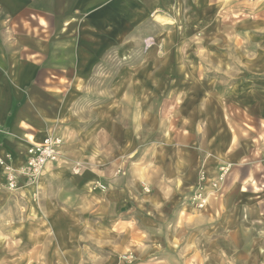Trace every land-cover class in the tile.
<instances>
[{
	"label": "rangeland",
	"instance_id": "1",
	"mask_svg": "<svg viewBox=\"0 0 264 264\" xmlns=\"http://www.w3.org/2000/svg\"><path fill=\"white\" fill-rule=\"evenodd\" d=\"M177 3L163 1L167 12L176 7L172 12L178 14L173 18L159 16L156 24L149 18L126 44L112 35L102 36L104 47L111 49L103 54L82 92L72 103L61 98V104L55 100V106L50 105L57 107L54 114L60 115L43 127L46 132H57L63 143L66 141L65 164L45 170L39 180L23 183L17 191L0 190V264H223L220 259L228 257L227 253L206 251L222 241L226 248L231 245L233 235L228 237L225 229L245 232L248 228L254 239L264 241V121L234 102V96L239 95L237 82L242 77L238 72L254 71V61L237 59L232 38H228V50H224L230 59L223 61L219 49L215 52L220 47L202 44L208 37L214 38L213 31H205L198 16L182 14V6ZM153 5L151 0L130 2L131 25L141 22L144 13L141 18L137 16L140 6L147 10ZM198 21L202 24L197 25ZM230 86L231 101L226 99L229 93L224 92ZM160 88L168 91L162 105L168 109L171 125L182 113L176 105L183 98L185 115L192 112L193 105L202 115L214 110V105L219 106L217 112L226 117L233 138L231 157L236 162L232 167L225 165L219 173L202 164L194 189L184 195L185 208L180 209V203L161 213L151 210L148 204L154 178L149 171L148 142L153 134L142 131L141 138L130 140L123 148L126 153L119 157V136L125 132H89L99 121L98 103H111L118 113L116 121L127 126L135 102L139 105L146 101L140 93ZM207 88L213 93L208 94ZM176 89L196 92L181 97L175 96ZM154 100L160 105V99ZM225 100L228 103L222 105ZM199 132V154L205 155L213 140L208 139L203 126ZM77 138L80 147L74 142ZM220 176V185L232 180L248 181L258 198L253 204L237 205V209L232 206L238 220L217 232V227L213 231L211 227L221 223L208 222L205 215L209 213V198L217 191L211 184ZM199 184L204 187L206 200L202 208L193 202Z\"/></svg>",
	"mask_w": 264,
	"mask_h": 264
},
{
	"label": "crops",
	"instance_id": "2",
	"mask_svg": "<svg viewBox=\"0 0 264 264\" xmlns=\"http://www.w3.org/2000/svg\"><path fill=\"white\" fill-rule=\"evenodd\" d=\"M151 1L154 3L151 9L146 10L142 6L138 9L139 18L144 13L141 22L131 25L132 14L128 5L130 2L135 3V0H0V124L5 130L0 132V156L17 153L26 144L36 142L48 133L43 127L45 123L49 119L56 121L60 115L54 114L57 110L54 101L61 104L62 98L63 102L72 103L89 82L103 54L110 51L111 48L104 47L102 36L112 35L114 40L126 44L133 32L148 23L149 18L152 19L150 22L155 23L159 21H156L159 16L173 18L178 14L172 12L176 7L167 12L163 7L165 0ZM177 2L182 6L179 7L182 14L198 16L203 24L198 21L197 25H205V31H213L214 38L208 37L202 44L220 47L215 52L219 49L223 61L230 59L229 53L224 51L228 50V38H232L236 46L238 60L254 61V71L238 72L242 77L237 82L236 93L239 92V95L234 96V102L245 106L246 113L264 121V0ZM125 4L127 7L124 10ZM41 20L45 23L41 24ZM118 21H121V27ZM175 91V96L181 97L192 96L196 92L191 89L186 93L178 89ZM206 92L213 93L210 88ZM224 92L229 93L226 99L231 101L232 86ZM140 94L145 96L146 101L139 105L135 102L137 107L135 105L132 114L130 111L127 126L116 121L118 113L111 103H98L96 112L99 121L97 127H91L89 132H125L119 136L122 141L121 152L117 153L119 157L126 153L123 148L129 146L130 140L141 138L142 131L152 133L148 142L151 147L149 171L154 176L148 203L150 209L161 213L180 203V209H183L186 205L184 195L194 189L202 164L207 170L218 173L225 165L232 167L236 164L231 157L234 142L227 127L228 122L222 112H217L219 106L215 105L214 110L204 115L193 105L192 112L185 115L184 107L181 106L184 98H181L180 105L176 107L177 110L181 108L182 113L176 115L171 125L168 109L162 105L168 91L149 89ZM155 98L160 99V105L152 101ZM227 101H222V105ZM201 126L205 128L208 139L213 140L210 151L205 155L199 154L198 150L200 143L197 138ZM114 136L118 139L117 134ZM74 142L80 147V139ZM136 147L139 148V145ZM134 150L135 147L130 153ZM64 156L62 161L49 166L46 171L64 165ZM60 171L57 170L59 175ZM250 184L246 180H232L222 183L217 191L213 190L205 219L221 224L213 225L211 231L217 227V232H221V229L229 227V222L238 220V214L232 211V206L236 208L237 205L254 203L258 197L253 195L255 191ZM228 229L224 232L228 233L227 236L233 235L231 245L226 248V242L222 241V244L218 243L212 249L210 247L207 253L214 254L217 249L223 255L227 253L228 257L220 259L223 264H264V241L254 239L248 228L245 232L240 228L233 232ZM210 234L207 231V235Z\"/></svg>",
	"mask_w": 264,
	"mask_h": 264
},
{
	"label": "built area",
	"instance_id": "3",
	"mask_svg": "<svg viewBox=\"0 0 264 264\" xmlns=\"http://www.w3.org/2000/svg\"><path fill=\"white\" fill-rule=\"evenodd\" d=\"M0 132H5L0 124ZM63 138L54 130H49L38 141L26 144L17 153H4L0 156V190L14 192L22 187L23 183H34L42 177L44 171L63 160ZM204 176H200V181ZM222 177L212 182L211 187L218 190ZM204 187L199 184L193 202L204 207Z\"/></svg>",
	"mask_w": 264,
	"mask_h": 264
},
{
	"label": "snow or ice",
	"instance_id": "4",
	"mask_svg": "<svg viewBox=\"0 0 264 264\" xmlns=\"http://www.w3.org/2000/svg\"><path fill=\"white\" fill-rule=\"evenodd\" d=\"M40 23H41V24H44V23H45V21H44V20H41V21H40Z\"/></svg>",
	"mask_w": 264,
	"mask_h": 264
},
{
	"label": "clouds",
	"instance_id": "5",
	"mask_svg": "<svg viewBox=\"0 0 264 264\" xmlns=\"http://www.w3.org/2000/svg\"><path fill=\"white\" fill-rule=\"evenodd\" d=\"M181 215H183V213H181ZM134 243H135V241H134Z\"/></svg>",
	"mask_w": 264,
	"mask_h": 264
}]
</instances>
